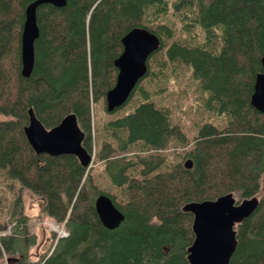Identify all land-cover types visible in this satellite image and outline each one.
Wrapping results in <instances>:
<instances>
[{
	"label": "trees",
	"instance_id": "1",
	"mask_svg": "<svg viewBox=\"0 0 264 264\" xmlns=\"http://www.w3.org/2000/svg\"><path fill=\"white\" fill-rule=\"evenodd\" d=\"M31 1L0 0V169L36 194L40 215L63 224L67 235L50 231L49 245L33 253L29 216L17 212L0 235V264H188L192 213L182 206L227 192L259 199L235 225L228 264H264V112L250 104L263 71L264 0L41 4L33 66L24 76L20 37ZM139 26L155 33L159 46L124 104L107 111L120 39ZM177 80L223 120L197 124L188 136L170 107L153 98ZM128 102L132 110L105 120L104 135L95 134V103L111 113ZM29 108L47 129L74 113L82 146L90 153L95 146L90 165L73 154L36 153L23 132ZM98 162L108 186L97 182ZM101 193L124 215L115 228L104 227L95 212Z\"/></svg>",
	"mask_w": 264,
	"mask_h": 264
},
{
	"label": "water",
	"instance_id": "2",
	"mask_svg": "<svg viewBox=\"0 0 264 264\" xmlns=\"http://www.w3.org/2000/svg\"><path fill=\"white\" fill-rule=\"evenodd\" d=\"M45 3L61 7L66 0H33L26 5L20 37L21 74L24 76L29 75L33 66V44L39 32L36 9ZM120 40L123 48L113 61L117 68L115 82L105 92L107 111L124 104L137 81L146 73L147 58L160 43L155 33L141 26L133 27ZM261 64L263 71L255 76L250 104L264 112V55ZM23 132L36 153L73 154L84 166L92 161V153L82 146L84 131L74 113L64 115L47 129L29 108ZM184 165L190 167L191 160L186 159ZM258 202L257 196L237 201L232 192H227L215 199L185 203L182 210L192 213L193 232V240L186 249L188 264H228L237 243L235 225L250 215ZM94 209L102 225L109 229L117 227L124 217L111 198L103 193L96 196Z\"/></svg>",
	"mask_w": 264,
	"mask_h": 264
},
{
	"label": "rangeland",
	"instance_id": "3",
	"mask_svg": "<svg viewBox=\"0 0 264 264\" xmlns=\"http://www.w3.org/2000/svg\"><path fill=\"white\" fill-rule=\"evenodd\" d=\"M177 81L171 83L168 87L157 89L153 93V98L159 102L158 104L170 107L171 119L181 122L188 136L193 134L197 124L205 121L216 123L223 120V116H217L207 108L204 100L199 98L193 100L192 90L186 87L185 81ZM148 90L150 91V89ZM133 104L128 102L115 112L106 113L100 103H95L92 108V119L98 128H94L95 134L101 136L103 122L129 112L133 109ZM94 152L95 146L93 145L92 159L94 158ZM102 169V163L98 162L94 165L93 172L95 177L97 176L98 183L108 186ZM234 197L239 200L237 196L234 195ZM40 207L41 199L36 194L24 187L17 178L10 177L6 169H0V235L9 232L10 227L14 224L13 217L16 216L17 212L22 211L29 216V230L36 235V243L31 248L32 252L39 253L44 250L49 245L50 231H54L59 236L61 231L64 230V226L55 223L51 217L40 215Z\"/></svg>",
	"mask_w": 264,
	"mask_h": 264
},
{
	"label": "built area",
	"instance_id": "4",
	"mask_svg": "<svg viewBox=\"0 0 264 264\" xmlns=\"http://www.w3.org/2000/svg\"><path fill=\"white\" fill-rule=\"evenodd\" d=\"M66 235H67V231L66 229H64L61 231V234L59 236H66Z\"/></svg>",
	"mask_w": 264,
	"mask_h": 264
},
{
	"label": "bare ground",
	"instance_id": "5",
	"mask_svg": "<svg viewBox=\"0 0 264 264\" xmlns=\"http://www.w3.org/2000/svg\"><path fill=\"white\" fill-rule=\"evenodd\" d=\"M157 81V80H156ZM159 85H161V84H159ZM93 108V107H92ZM106 108V107H105Z\"/></svg>",
	"mask_w": 264,
	"mask_h": 264
}]
</instances>
